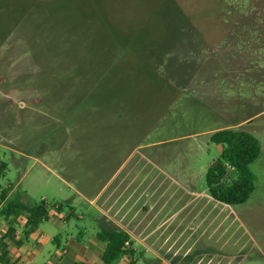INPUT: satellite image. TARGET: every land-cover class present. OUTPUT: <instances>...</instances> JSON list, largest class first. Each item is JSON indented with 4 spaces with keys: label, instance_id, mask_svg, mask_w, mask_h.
Masks as SVG:
<instances>
[{
    "label": "rangeland",
    "instance_id": "1",
    "mask_svg": "<svg viewBox=\"0 0 264 264\" xmlns=\"http://www.w3.org/2000/svg\"><path fill=\"white\" fill-rule=\"evenodd\" d=\"M53 1L56 8L53 6L52 17L55 13L59 17L58 3L65 12L70 8L69 0ZM167 5L177 6L186 16L188 27L183 34L203 36L204 46L216 52V60L225 58L228 74H234L230 76L240 84L231 91L229 102L224 103L240 109L241 118H252L240 130L249 132L261 144L259 158L249 166L255 191L241 205L230 206L211 198L205 164L219 155L213 150L206 156H194V100L185 97L148 134L143 131L137 138L135 144L139 145L124 161L116 182L129 181L133 186L130 191L141 192L143 202L152 200L165 205L162 211L149 212L147 231L148 244L166 253L163 258L167 264H191L202 253L199 250L212 254L207 257L213 256L212 264H264V0H169ZM10 14L6 19L0 14V159L8 166L0 185L16 187L21 180V195H28L34 202L46 197L53 204L72 197L73 192L42 164L67 179L77 181L79 175V164L70 154L75 142L62 119L65 114L70 117L69 104L65 99H55L60 95V71L69 62V46L54 35L55 27L32 19L33 13L19 20V14ZM128 24L135 26L136 22ZM177 34L180 36V31ZM187 58L194 62L193 53ZM173 66L187 70L192 62L177 60L176 56L169 62L167 72ZM220 69L224 70L222 66ZM144 106L151 107L143 103ZM147 123L141 127L144 129ZM140 129L135 134L140 135ZM111 139L120 141L116 155L122 162L126 147L134 139ZM191 173L198 174L196 194L194 203L187 204L190 197L181 187L187 185L190 191L187 178ZM229 177L235 179L236 171L230 170ZM46 180L51 183L45 185ZM60 188L62 194L58 192ZM193 209L194 220L187 217ZM181 220L186 225H179ZM192 222L194 227L190 229ZM72 224L77 232L76 226H81L82 220H72ZM174 253L188 255V260L180 261Z\"/></svg>",
    "mask_w": 264,
    "mask_h": 264
},
{
    "label": "trees",
    "instance_id": "2",
    "mask_svg": "<svg viewBox=\"0 0 264 264\" xmlns=\"http://www.w3.org/2000/svg\"><path fill=\"white\" fill-rule=\"evenodd\" d=\"M168 2L69 0L70 8L66 12L58 3L60 13L57 18L56 13L50 16L53 6L56 8V1L0 0V14L4 19L13 12L19 14L18 20L33 13L32 19L55 27L54 35L68 42L71 59L66 69L60 71L63 73L57 80L60 95L55 99L68 102L70 117L65 114L62 119L72 134L74 146L79 152L82 148L87 150L88 157L94 161L99 158L97 153L94 154L95 148L98 145L104 148L112 134L122 133L127 123L133 125L131 120H138L146 114L154 115L157 109L142 107L143 103L147 104L157 87L169 86L158 72L162 61L160 41L178 35L182 22L185 26L186 16L177 6L168 8ZM132 21L136 22L135 26L128 24ZM138 126L134 123L135 132ZM81 132L86 135L82 144ZM211 141L224 147L206 172L212 199L230 206L246 203L255 191L249 166L261 154L260 141L240 129L217 131ZM7 170V164L0 160V180ZM230 170L236 171L235 179L229 177ZM10 190L1 191L0 203L6 200ZM64 206L61 203L56 208L54 203L43 200L33 205L8 200L0 209V216L9 222L8 232L0 241V262H9L5 240L22 243L15 237L21 216L27 217L23 235L28 239L41 224L50 220L51 210L59 213ZM97 239L106 246L102 255L104 264H115L124 256L138 257L130 236L124 231L102 229Z\"/></svg>",
    "mask_w": 264,
    "mask_h": 264
},
{
    "label": "crops",
    "instance_id": "3",
    "mask_svg": "<svg viewBox=\"0 0 264 264\" xmlns=\"http://www.w3.org/2000/svg\"><path fill=\"white\" fill-rule=\"evenodd\" d=\"M186 27L182 22L179 29L180 36L176 35L173 38L160 41L162 61L158 66V72L166 79L169 86L157 87L156 93L146 101L152 108L160 110H156L152 116L146 114L138 120H131L133 125L127 123V126L122 128V133L112 134L104 148L99 145L95 148L96 152L94 154L97 153L99 157L95 161L88 157L87 150L82 148L79 152L75 146H70L73 148L70 154L79 164L77 181L61 177L49 166L42 164L47 172L55 175L67 189L72 190L73 196L54 203L56 208L61 203L65 206L59 213L51 210L50 220L41 224L28 239H25L23 235L27 217L26 215L21 216L18 219L15 237L17 242L22 243L17 244L15 241L5 240L8 244L9 262H0V264H104L102 255L106 250V246L97 239V234L102 229H116L126 232L130 236L138 255L135 259L124 256L115 264H167L163 258L166 253L148 244L150 233L147 231L150 225L149 212L162 211L166 209L165 205L162 202L156 204L152 200L147 203L143 202L141 192L130 191L133 186L129 181L116 182V178H118V174L124 166V161L133 154L139 145L135 144L137 138L139 140L143 131L148 134L157 124L163 121L165 114L183 97L188 101L190 99L194 100V126H196L194 130V156L197 157L206 156L208 153H212L213 150H216L217 155L220 156L224 147L213 143L211 136L220 130L242 129L252 119L241 118L240 109H234L235 106L232 104L228 107L224 103L225 101L229 102L231 91H235V87L240 85L236 84L230 76L234 74H228L230 70L225 68L227 64L225 58L216 60V52L211 51V47L204 46L206 41L200 34L196 35L194 33L192 37L184 35ZM188 38H190L189 42L187 41ZM187 53L194 54V62L192 58L190 59L192 66L187 70L173 66L172 71L167 72L169 62L174 60L176 56L177 60L190 61L187 58ZM221 66L225 69H220ZM239 98H241L240 95ZM24 106L25 104L21 103V107ZM215 120H220V122L212 124L211 121ZM145 122L148 123L145 124L143 129L141 124ZM134 123L139 124L137 130L141 128L140 135L135 134ZM1 126L2 120L0 119V129ZM111 138L134 139L126 147V157L122 162L116 155L118 153L116 149H120V141ZM80 142L82 144V132ZM101 151H103L102 154ZM217 159L214 157L209 164H205L207 169ZM196 169L197 167L194 168V171ZM201 169L198 171H201ZM24 176L26 175L24 174L22 178H25ZM197 178L198 174L193 173L187 178L189 181H186L190 182L192 187L190 191H188L189 186L187 185L181 187L190 197L187 204L194 203L196 194V185L194 184ZM50 183V180L45 181V185ZM20 185L21 180L16 187L11 184L8 187L0 185V193L5 188L11 189L6 200L1 201L0 207L10 199L21 201L27 205L37 203L30 201L28 195H21V191L18 190ZM142 186L143 183L139 187ZM110 188H112L111 191L106 195ZM58 192L62 194L63 190L60 188ZM42 200L48 202L46 197ZM190 216L194 220V209L187 215L188 218ZM75 219L82 220L81 226L75 225L79 228L77 232L73 230L74 225L72 224V220ZM0 224H2V226L0 225L1 241L8 232L9 222L0 216ZM179 225L186 224L181 220ZM189 227L192 229L194 223H190ZM138 245L142 248L140 249ZM199 251L202 253L197 254L198 256L194 255L196 257L191 264H212L213 256L207 259L208 255L212 254H207V250ZM173 255L178 257L180 261L188 260V257H186L188 255L180 253H174ZM219 262L221 261L219 260Z\"/></svg>",
    "mask_w": 264,
    "mask_h": 264
},
{
    "label": "built area",
    "instance_id": "4",
    "mask_svg": "<svg viewBox=\"0 0 264 264\" xmlns=\"http://www.w3.org/2000/svg\"><path fill=\"white\" fill-rule=\"evenodd\" d=\"M126 245H128V243H126Z\"/></svg>",
    "mask_w": 264,
    "mask_h": 264
}]
</instances>
